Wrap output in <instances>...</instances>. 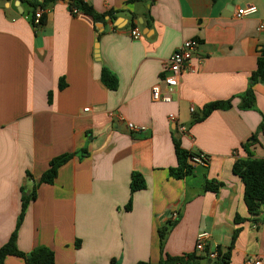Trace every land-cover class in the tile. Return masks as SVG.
<instances>
[{
    "label": "crops",
    "instance_id": "obj_1",
    "mask_svg": "<svg viewBox=\"0 0 264 264\" xmlns=\"http://www.w3.org/2000/svg\"><path fill=\"white\" fill-rule=\"evenodd\" d=\"M84 3L98 18L56 0L35 29L25 3L0 0V247L16 231L20 252L47 248L55 264H157L158 229L171 224L168 256L207 259L231 245L229 264H264V206L248 214L232 173L249 153L264 159V84L251 86L252 108L240 107L264 46V0ZM248 6L254 15L235 16ZM184 41L196 46L171 101H153L164 62ZM103 70L115 77L113 90ZM225 101L230 107L194 121L206 105ZM174 139L208 163L172 178ZM63 155L72 156L52 183H41ZM134 173L144 188L130 194ZM32 194L19 220L21 199ZM200 233L208 234L207 254L195 251ZM4 264L26 263L8 256Z\"/></svg>",
    "mask_w": 264,
    "mask_h": 264
},
{
    "label": "trees",
    "instance_id": "obj_2",
    "mask_svg": "<svg viewBox=\"0 0 264 264\" xmlns=\"http://www.w3.org/2000/svg\"><path fill=\"white\" fill-rule=\"evenodd\" d=\"M25 3L34 15L35 11L38 9H45L48 5L52 4L56 0H20ZM129 3L139 2L141 0H127ZM68 7L70 12L73 9L82 12L83 14L90 16L91 18H98L94 10L85 4L81 0H68ZM33 19V17H32ZM44 18L40 19V24H43ZM102 83L109 89H114L116 87L115 77L108 72L103 70L101 73ZM254 84H264V46L258 51V56L256 59V69L250 74L249 77V88L240 97L241 105L243 109H250L254 105V95L250 90L251 86ZM230 107V101L225 102H213L206 105L203 108L202 116L200 118L194 119V121H200L206 118L211 112L219 109H225ZM259 130H264V126H261ZM174 150L177 160V166L169 171L172 178L182 179L189 175L194 166L191 163V158L196 155V153L187 152L180 148V143L178 140H173ZM72 155H63L54 158L49 163L48 170L42 175L41 183H52L56 176L57 169L67 162ZM232 173L237 176L244 187L243 201L247 212L251 216H256L259 214L261 207L264 206V159H254L251 154L245 159H238L232 166ZM144 188V179L137 173L132 174L130 180V194L136 191L142 190ZM205 190H210L216 192L217 187L213 184L206 183ZM34 199V194L21 199V210L19 215V220L21 219L29 200ZM126 210L130 209V201L125 207ZM18 220V223H19ZM239 220V219H236ZM257 221V219H255ZM171 224L165 225L158 229V237L160 241V252L161 257L157 264H207L210 260L205 259L203 256H199L196 253L182 255V256H168L163 253V243L167 234L169 233ZM237 234V230L234 231V236ZM231 245L227 249L216 248L214 250L216 257L211 259L210 264H229ZM208 252V247L205 248V254ZM8 256H13L20 258L26 264H55L53 253L47 248L36 249L29 254H24L20 252L16 246V231H14L8 241L0 247V264H4V260ZM110 264H117L115 260H111ZM136 264H150L146 262H138Z\"/></svg>",
    "mask_w": 264,
    "mask_h": 264
},
{
    "label": "built area",
    "instance_id": "obj_3",
    "mask_svg": "<svg viewBox=\"0 0 264 264\" xmlns=\"http://www.w3.org/2000/svg\"><path fill=\"white\" fill-rule=\"evenodd\" d=\"M85 2L86 0H81ZM78 10L73 9L72 14H76ZM256 13V8L254 6H248L243 9H238L235 12L236 17H248L254 15ZM42 17V10L38 9L35 11L32 19V27L38 28L40 26V19ZM264 27H260L262 29ZM129 35L132 39L137 40L140 38V32L136 28H132L129 32ZM196 42L194 41H184L172 54L171 56L164 62L163 70L167 73L164 75L158 84L154 85L151 88V98L156 102H164L169 103L171 101V96L175 92L176 87L179 83V78L185 68L189 53L195 48ZM87 109H85L86 111ZM190 112H193V109H190ZM171 120H174V117L170 116ZM127 128L136 132L140 129L134 127L131 124L127 125ZM178 131L181 134L185 133V128L182 126H178ZM191 163L193 166H202L204 167L208 163V157L202 153H196L195 156L191 158ZM177 218L176 213H172L170 216L171 220H175ZM208 239L207 233H200L196 237L195 242V251L198 253H203L206 248V241ZM209 259H214L216 254L214 251L208 254ZM253 264H262L261 261H256Z\"/></svg>",
    "mask_w": 264,
    "mask_h": 264
},
{
    "label": "water",
    "instance_id": "obj_4",
    "mask_svg": "<svg viewBox=\"0 0 264 264\" xmlns=\"http://www.w3.org/2000/svg\"><path fill=\"white\" fill-rule=\"evenodd\" d=\"M97 54V53H96ZM211 263V260H209L208 262H207V264H210Z\"/></svg>",
    "mask_w": 264,
    "mask_h": 264
}]
</instances>
